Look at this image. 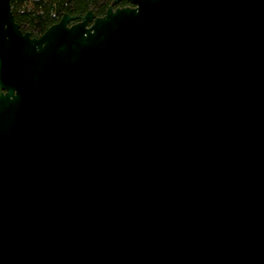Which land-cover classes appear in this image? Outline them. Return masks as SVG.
Returning <instances> with one entry per match:
<instances>
[{"label":"water","instance_id":"1","mask_svg":"<svg viewBox=\"0 0 264 264\" xmlns=\"http://www.w3.org/2000/svg\"><path fill=\"white\" fill-rule=\"evenodd\" d=\"M128 1L0 0V264H264V0Z\"/></svg>","mask_w":264,"mask_h":264},{"label":"trees","instance_id":"2","mask_svg":"<svg viewBox=\"0 0 264 264\" xmlns=\"http://www.w3.org/2000/svg\"><path fill=\"white\" fill-rule=\"evenodd\" d=\"M110 2L111 0H11V10L21 31L38 37L57 23L64 13L83 15L92 10L100 16L105 13Z\"/></svg>","mask_w":264,"mask_h":264},{"label":"flooded vegetation","instance_id":"3","mask_svg":"<svg viewBox=\"0 0 264 264\" xmlns=\"http://www.w3.org/2000/svg\"><path fill=\"white\" fill-rule=\"evenodd\" d=\"M128 6H130V7L133 6L128 0H121L118 3H115V4L113 3V0H111V2L108 4V7H107L106 11L108 10L109 7H112L113 9H116V8H122V7H128ZM106 11H105V13H106ZM70 15H81V14H70ZM103 15H100V16H103ZM95 16H97V15L95 14ZM77 21H78V19H76L74 21H70L69 25H72V24L76 23Z\"/></svg>","mask_w":264,"mask_h":264}]
</instances>
